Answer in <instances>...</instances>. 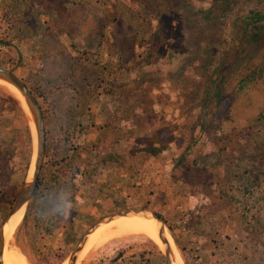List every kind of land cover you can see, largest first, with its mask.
<instances>
[{
    "label": "rangeland",
    "instance_id": "rangeland-1",
    "mask_svg": "<svg viewBox=\"0 0 264 264\" xmlns=\"http://www.w3.org/2000/svg\"><path fill=\"white\" fill-rule=\"evenodd\" d=\"M211 6L212 27L197 13ZM138 7L130 0H0V66L42 93L50 146L40 188L8 235L5 264H62L95 221L135 206L163 214L183 264H264V72L237 89L246 61L259 69L264 49L253 45L238 56L226 89L234 102L224 118L228 150L221 158L178 165L187 130L165 132L190 123L197 92L209 84L198 66L223 67L239 19L264 12V0L172 1L160 17ZM6 92L18 97L0 85V173L8 177L0 178V193L12 198L29 177L17 137L23 141L27 121L34 140L36 130ZM142 115L148 126L137 125ZM161 139L169 146L160 154L140 150ZM109 189L114 210L98 202ZM93 204V222L66 240L70 222L89 218ZM11 207L0 200V223ZM153 239H109L80 264H108L118 253L115 264H167Z\"/></svg>",
    "mask_w": 264,
    "mask_h": 264
},
{
    "label": "trees",
    "instance_id": "trees-1",
    "mask_svg": "<svg viewBox=\"0 0 264 264\" xmlns=\"http://www.w3.org/2000/svg\"><path fill=\"white\" fill-rule=\"evenodd\" d=\"M172 1H177L179 4L187 6L190 4L191 0H130L131 6L136 10H140L138 6L143 4L145 8L146 14L149 16L160 17L166 12V8L168 4ZM215 8H201L197 9L198 15H200L207 25L210 27L213 26L215 16ZM1 21V17H0ZM1 26V22H0ZM206 34V32L204 33ZM8 43V41H4ZM233 44L235 49L227 55L226 60L223 62V67H219L216 69H209L211 64L209 61H205L204 64H200L198 69L205 73L206 77H208L209 84L202 91L199 90L198 100L194 101L193 104V118L187 126H178L174 125V127L169 126L165 132L171 134L177 129L185 128L186 134L182 138L179 139V143L183 145L184 151L180 158L177 160L178 165H182L184 163L189 162L192 158L193 161H197V159H205L210 157L221 158L222 155L228 150L227 145H225L227 135L224 132V118L229 113L233 102L234 96L232 94H227L226 89L228 85L233 80V76L237 71V68L240 64L238 56L242 53L248 51L251 46H255L256 49H264V12L260 10H253L249 14L244 15L239 19V25L237 29V34L233 38ZM72 46L76 45L72 43ZM247 56L249 55L248 52ZM86 54V53H83ZM252 59L247 60L246 64L253 65L254 62ZM249 65L246 67V72L242 76V78L238 81L237 89L238 91L245 90L249 85L254 83L257 78H259L264 72V62L259 65V69L250 68ZM13 70V68L8 67ZM221 70V71H220ZM249 70V71H248ZM223 73H219L222 72ZM248 71V72H247ZM25 81V80H24ZM26 82V81H25ZM146 82V81H145ZM146 84V83H145ZM29 86V85H28ZM31 90L35 93L38 98L39 103L42 107L41 97L42 93L38 89ZM8 97H10L17 105L19 110L26 115L25 110L18 98L13 97L8 92L5 93ZM147 94V93H146ZM137 125L148 126L149 119L145 118L144 115L141 116L140 119H136ZM18 143L22 145L23 149L21 152V168L22 171L27 173L33 156V146H34V137L32 131L29 127V123L27 121L24 134L23 141L17 137ZM48 140V139H47ZM159 145L156 143H148L142 149L150 155H158L164 150H166L169 146L168 140L161 139L159 141ZM50 151V146L46 142L45 155ZM1 149H0V158H1ZM0 178L7 180V173L3 171L0 173ZM40 181L38 179L36 188L34 190L32 198L37 193L40 188ZM103 196H100L98 199L99 204L108 210H114L115 207V195L113 189H109V191H102ZM17 195H14L12 198L6 197L4 193H0V200L5 201L11 207L15 202ZM96 204L92 205L90 208L91 213L89 218H83L82 215H77L74 220L70 222L68 227L65 229V239L66 240H74V238H78L82 234V232L93 222V211L97 209ZM159 215L165 220L168 224L169 228L173 232V228L170 226L166 218L163 214L159 213ZM27 214L24 216L23 222L27 219ZM99 217V216H98ZM122 256V253H118L114 256L108 264H115L118 259Z\"/></svg>",
    "mask_w": 264,
    "mask_h": 264
},
{
    "label": "water",
    "instance_id": "water-1",
    "mask_svg": "<svg viewBox=\"0 0 264 264\" xmlns=\"http://www.w3.org/2000/svg\"><path fill=\"white\" fill-rule=\"evenodd\" d=\"M0 76L13 83L27 97V101L32 110L35 126L37 129V138H35L34 140L32 161L27 173V176L29 175V177L25 182L23 188L21 189L20 193L18 194L12 207L10 208V210L8 211V213L5 215V217L0 223V264H5L4 251L7 240H6L4 227L14 213L19 211V209H21L23 206L25 207L27 206V204L29 203V201L33 196L39 178L40 170L43 164V160L45 157L46 129H45V117L41 104L39 103L35 93L31 90V88L24 81V79L17 72L4 66H0ZM33 164H34L33 176L30 178V171L33 167ZM123 216H141L143 218L152 219L156 224L157 235L164 244L163 248L154 239L153 240L161 249L167 264H175L176 256H177L176 251L178 252V250L174 240L173 243H171L169 237L167 236L168 227L166 222L155 210H152L144 206H135V207L118 209L116 211L110 212L102 216L97 221H95L92 225L89 226V228L83 233V235L78 240L74 249L71 251L69 257L65 260L67 261V264L77 263L79 253L84 248L91 233H93L100 226Z\"/></svg>",
    "mask_w": 264,
    "mask_h": 264
},
{
    "label": "bare ground",
    "instance_id": "bare-ground-1",
    "mask_svg": "<svg viewBox=\"0 0 264 264\" xmlns=\"http://www.w3.org/2000/svg\"><path fill=\"white\" fill-rule=\"evenodd\" d=\"M0 85L3 86L6 90L11 92L16 97H18L22 102L23 108L28 112V114H31L32 116L31 126L36 130L35 138H37V129L35 126L32 110L27 101V97L13 83H11L10 81H8L7 79L1 76H0ZM33 171H34V164L30 171V178L33 176ZM24 211H25V206H23L21 209H19V211L14 213L9 219V221L5 224L4 230H5L6 240L8 239V235L10 231L16 226L19 220L23 217ZM133 233H143L149 235L152 238L157 239L158 244L162 248L164 246L163 242L157 235L156 224L152 219L143 218L141 216H123L100 226L93 233L90 234L87 243L85 244L82 251L79 253L76 264H80L84 256L89 254L95 247H99L102 244H104L109 239L121 237L124 235H130ZM167 236L169 237L171 243H173V239L171 238L168 229H167ZM176 253L177 256H176L175 264H183L179 256V253L177 251ZM4 262H5V251H4ZM62 264H67V261L63 262Z\"/></svg>",
    "mask_w": 264,
    "mask_h": 264
}]
</instances>
